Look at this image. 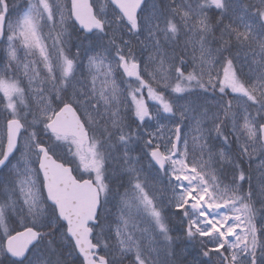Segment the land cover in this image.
I'll return each instance as SVG.
<instances>
[{
	"label": "snow or ice",
	"instance_id": "1",
	"mask_svg": "<svg viewBox=\"0 0 264 264\" xmlns=\"http://www.w3.org/2000/svg\"><path fill=\"white\" fill-rule=\"evenodd\" d=\"M0 264H264V0H0Z\"/></svg>",
	"mask_w": 264,
	"mask_h": 264
},
{
	"label": "rangeland",
	"instance_id": "2",
	"mask_svg": "<svg viewBox=\"0 0 264 264\" xmlns=\"http://www.w3.org/2000/svg\"><path fill=\"white\" fill-rule=\"evenodd\" d=\"M16 2L17 3H22L23 0H16ZM149 3H151V0L149 1ZM210 103H211V101H210ZM257 164H258V161H256L255 158H254L253 168H255ZM181 251H183V249H181ZM188 251H190L192 253V255H190L188 257L189 261H191L192 257L197 254V250L195 248H189Z\"/></svg>",
	"mask_w": 264,
	"mask_h": 264
}]
</instances>
